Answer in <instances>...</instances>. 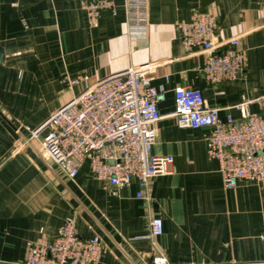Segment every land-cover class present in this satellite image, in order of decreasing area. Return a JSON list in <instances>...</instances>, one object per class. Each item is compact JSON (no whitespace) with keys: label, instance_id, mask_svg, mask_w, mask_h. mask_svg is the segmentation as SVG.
Here are the masks:
<instances>
[{"label":"crops","instance_id":"1","mask_svg":"<svg viewBox=\"0 0 264 264\" xmlns=\"http://www.w3.org/2000/svg\"><path fill=\"white\" fill-rule=\"evenodd\" d=\"M80 1L0 0V264H23L32 243L56 237L69 220L81 238H101L98 264H152L158 252L169 264H264V183L226 190L207 155V130L181 129L171 116L175 87L199 90L223 121L239 120L237 104L264 96L263 1L148 0L141 36L126 27L124 0H115V16L93 22ZM196 13L216 19V43L238 38L237 80L208 84L205 55L181 47L176 25ZM145 64L155 65L152 85L166 90L152 154L171 156V173L151 179L145 199L135 183L116 189L96 180L88 162L72 181L61 177L31 133L98 80ZM154 217L163 232L149 239Z\"/></svg>","mask_w":264,"mask_h":264},{"label":"built area","instance_id":"2","mask_svg":"<svg viewBox=\"0 0 264 264\" xmlns=\"http://www.w3.org/2000/svg\"><path fill=\"white\" fill-rule=\"evenodd\" d=\"M80 8L90 22L117 13L115 0H81ZM124 11L130 35H143L148 0H124ZM176 27L187 54L200 51L205 55L200 73L208 84L240 77L244 54L239 40L235 37L216 43L217 22L213 16L196 13L189 22ZM154 72L155 65L145 64L98 80L57 109L29 139L39 141L41 155L64 179L72 181L88 162L96 180L116 189L135 183L136 198L145 199L149 181L169 175L173 164L171 156L152 154L156 125L161 119L159 105L166 99L164 86L151 83ZM251 103L264 108V96L237 104L234 108L240 113L239 120L228 117L223 121L219 110L208 106L199 90H173L171 116L181 129L207 130V155L217 161L226 190L242 181L264 183V110L251 114ZM162 232L161 219L151 218L148 238ZM102 251L98 235L81 238L69 220L56 237L32 243L23 264H98ZM152 264L169 263L158 252Z\"/></svg>","mask_w":264,"mask_h":264},{"label":"water","instance_id":"3","mask_svg":"<svg viewBox=\"0 0 264 264\" xmlns=\"http://www.w3.org/2000/svg\"><path fill=\"white\" fill-rule=\"evenodd\" d=\"M23 139H24V141L27 142L28 146H30V147L33 149L32 145L29 143V141H27V139H25V138H23ZM38 155H39V157L42 158V156H41L40 154H38ZM42 159H43V158H42ZM52 172L55 174V176H56L60 181H62V180H61V177H60L56 172H54V171H52Z\"/></svg>","mask_w":264,"mask_h":264}]
</instances>
